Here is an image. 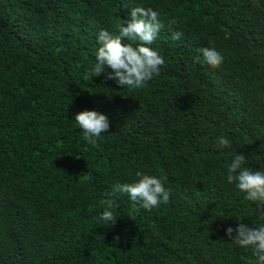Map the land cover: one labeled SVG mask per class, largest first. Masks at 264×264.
<instances>
[{"label": "trees", "instance_id": "trees-1", "mask_svg": "<svg viewBox=\"0 0 264 264\" xmlns=\"http://www.w3.org/2000/svg\"><path fill=\"white\" fill-rule=\"evenodd\" d=\"M134 7L163 25L147 45L160 75L143 89L84 79L99 31ZM85 110L110 121L95 145L74 119ZM236 153L264 170V0H0V264H256L226 235L264 226V205L227 182ZM137 171L167 204L113 194ZM109 201L114 226L99 219Z\"/></svg>", "mask_w": 264, "mask_h": 264}, {"label": "clouds", "instance_id": "clouds-1", "mask_svg": "<svg viewBox=\"0 0 264 264\" xmlns=\"http://www.w3.org/2000/svg\"><path fill=\"white\" fill-rule=\"evenodd\" d=\"M162 28L156 11L151 8H132L130 19L121 20L118 33H110L104 29L99 31L96 37L99 45L95 54L96 62L91 71L85 74L84 79H92L105 73L107 79L115 81L123 89H143L154 76L160 75V68L165 63L157 51L147 46L156 40ZM182 35L181 32H173L170 38L178 41ZM199 52L211 67L218 68L223 63L224 57L214 48H201ZM195 60L198 63L200 56ZM74 119L83 131V139L91 145H95V138L108 132L110 128L108 117L97 111H82L76 114ZM217 146L229 148L231 142L227 137H217ZM245 162V155L236 153L233 156L231 162L226 165L227 182L235 184L236 188L245 194L246 200L264 205V170L254 171L243 167ZM135 175L137 182L117 183L113 186V194H127L131 201L146 210L169 202L170 192L164 188L160 179L142 171H137ZM113 206L114 202L109 201L108 207L99 217L102 221L111 222L112 226L117 220L110 210ZM258 212L264 219V207L259 208ZM226 235L232 243L242 248L251 247L256 264H264V226L253 228L240 222L235 230L227 228Z\"/></svg>", "mask_w": 264, "mask_h": 264}]
</instances>
